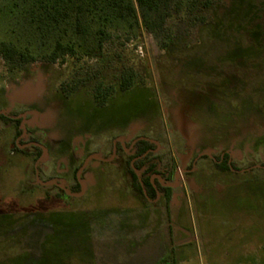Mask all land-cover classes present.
Returning a JSON list of instances; mask_svg holds the SVG:
<instances>
[{
  "label": "rangeland",
  "instance_id": "obj_1",
  "mask_svg": "<svg viewBox=\"0 0 264 264\" xmlns=\"http://www.w3.org/2000/svg\"><path fill=\"white\" fill-rule=\"evenodd\" d=\"M229 3L169 0L161 24L111 31L97 57L0 53V110L9 118L0 120V264H264V91L245 105L204 71L180 68L212 49L199 28ZM8 5L0 0V42H22ZM251 123L258 140L246 144L237 134ZM140 136L170 166L171 204L133 188L125 160ZM29 141L45 154L23 146ZM223 152L240 170L217 169ZM90 154L110 159L88 162L81 196L41 182L73 188Z\"/></svg>",
  "mask_w": 264,
  "mask_h": 264
},
{
  "label": "trees",
  "instance_id": "obj_2",
  "mask_svg": "<svg viewBox=\"0 0 264 264\" xmlns=\"http://www.w3.org/2000/svg\"><path fill=\"white\" fill-rule=\"evenodd\" d=\"M168 4L169 0H9L6 14L14 19L13 31H18L23 43L3 40L0 42V53L10 59L18 53L28 56L32 48L41 47V51L49 50L51 61L66 54L97 57L111 31H132L141 25L152 29V24H161L165 20L160 12L161 7ZM210 15L211 19L200 26L199 34L212 49L203 51L200 56L184 57L180 68L190 71V74L204 71L202 73L209 78L207 83L216 87L219 84L222 94L230 93L244 104L248 102L245 105L251 104L252 96L264 91V0H230L227 6L217 7ZM153 20L157 21L152 23ZM131 81V78H125L122 90L128 89ZM221 86L232 90L222 92ZM230 106L227 104L228 108ZM251 112L255 110L249 108L245 111L247 117L253 115ZM220 115L222 120L232 116L227 112ZM249 117L247 119L251 122L255 115ZM0 120L9 124L5 113H0ZM252 125L237 134L245 138L246 144L251 142L250 138L258 140ZM15 146L17 148L18 144L15 143ZM117 146L125 151L121 143ZM156 147L149 138H138L127 153V171L133 188L142 197L151 200L162 198L165 203L171 204L174 199L172 187L162 185L154 175L158 174L165 182H170L172 171L169 164H164L163 158L153 152ZM37 148L39 156L42 148ZM78 149L81 147H73V156L79 154ZM83 151L82 148L81 154ZM214 158L221 172L240 170L228 152ZM190 171L193 173V165ZM188 180L191 184L193 178L188 177ZM67 189L79 193L81 185L76 179L75 186Z\"/></svg>",
  "mask_w": 264,
  "mask_h": 264
},
{
  "label": "water",
  "instance_id": "obj_3",
  "mask_svg": "<svg viewBox=\"0 0 264 264\" xmlns=\"http://www.w3.org/2000/svg\"><path fill=\"white\" fill-rule=\"evenodd\" d=\"M2 112H4V111H0V113H2ZM25 129V128H24ZM115 152H116V147L114 146V149H113V155L115 154ZM43 154H45V149H44V151H43ZM91 159H98V160H109L110 158H103V157H101V156H99V155H96V154H92V155H89L86 159H85V161H84V163L82 164V166L78 169V171H77V177H78V180H79V182H80V185H81V191L79 192V193H72V192H70L69 190H66L67 191V193H69V194H71V195H76V196H81L84 192H85V182L83 181V179L81 178V173L83 172V170H84V168L87 166V164H88V162L91 160ZM158 178H159V180H160V182H161V184H163V185H169V186H172V183H166L162 178H161V176H159V175H156ZM177 178V177H176ZM42 182V181H41ZM43 184H58L60 187H62V188H64V186L61 184V183H58L57 181H54V180H49V181H45V182H42Z\"/></svg>",
  "mask_w": 264,
  "mask_h": 264
},
{
  "label": "flooded vegetation",
  "instance_id": "obj_4",
  "mask_svg": "<svg viewBox=\"0 0 264 264\" xmlns=\"http://www.w3.org/2000/svg\"><path fill=\"white\" fill-rule=\"evenodd\" d=\"M0 111H2V110H0ZM2 113H5V111L4 112H2ZM6 114V113H5ZM7 115V114H6ZM22 126H23V128H22V132L19 134V136L21 137V136H24L25 134H26V132H27V129H26V126L24 125V119H22ZM25 128V129H24ZM138 138H144V137H142V136H140V137H137L136 139H134L133 141H132V143H131V145H130V151H131V149H132V146H133V144L138 140ZM148 138V137H147ZM150 140H152L153 141V139H151V138H149ZM154 142V141H153ZM118 143V142H117ZM18 144V143H17ZM25 145H34V146H40V143H38V142H34V141H29V142H27V143H24L23 144V146H25ZM114 146L116 147V144L114 143ZM114 149V148H113ZM158 149V147H156V148H154L153 149V152H155V153H157L156 152V150ZM116 150H117V148H116ZM129 151V152H130ZM129 152H127V153H129ZM116 153V152H115ZM42 155H43V153H42ZM91 155V154H90ZM112 155H113V152H112ZM115 155V154H114ZM74 157H78V155H75ZM85 161V160H84ZM84 161L82 162V164L84 163ZM82 164L80 165V167L82 166ZM64 166H65V163H64V165H62V167L64 168ZM79 167V168H80ZM86 168V167H85ZM85 168H84V170H85ZM83 170V171H84ZM156 175H158V174H156ZM156 175H154L155 177H157ZM76 179L78 180V177H76ZM176 180H177V178H176ZM79 181V180H78ZM42 182H45V181H42ZM59 183V182H58ZM80 183V182H79ZM166 183H169V182H166ZM170 183H171V181H170ZM53 185H56L57 187H60L58 184H53ZM163 185V184H162ZM165 186H169V185H165ZM170 187H172V186H170ZM60 188H62V187H60ZM65 191L66 190H68L67 188H63ZM67 192V191H66Z\"/></svg>",
  "mask_w": 264,
  "mask_h": 264
},
{
  "label": "crops",
  "instance_id": "obj_5",
  "mask_svg": "<svg viewBox=\"0 0 264 264\" xmlns=\"http://www.w3.org/2000/svg\"><path fill=\"white\" fill-rule=\"evenodd\" d=\"M158 154V153H157ZM96 160H98V159H96ZM88 165V164H87Z\"/></svg>",
  "mask_w": 264,
  "mask_h": 264
}]
</instances>
